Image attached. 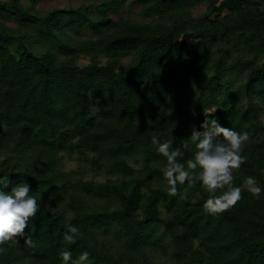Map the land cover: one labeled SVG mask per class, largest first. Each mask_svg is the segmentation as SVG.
<instances>
[{"label": "trees", "instance_id": "obj_1", "mask_svg": "<svg viewBox=\"0 0 264 264\" xmlns=\"http://www.w3.org/2000/svg\"><path fill=\"white\" fill-rule=\"evenodd\" d=\"M40 1L0 0V192L26 183L39 205L31 246L0 245V264H63L65 250L87 264H264V0H129L140 24L120 15L126 0ZM206 117L249 134L234 186L262 189L217 215L199 183L168 194L151 143L179 147Z\"/></svg>", "mask_w": 264, "mask_h": 264}, {"label": "clouds", "instance_id": "obj_2", "mask_svg": "<svg viewBox=\"0 0 264 264\" xmlns=\"http://www.w3.org/2000/svg\"><path fill=\"white\" fill-rule=\"evenodd\" d=\"M215 109L212 111L214 112ZM209 112V113H212ZM197 130L192 126L190 141L182 142L181 146L173 148V139L161 142L158 137L153 136L151 143L156 146L158 154L166 158V165L161 169L166 181V191L169 195L177 194V186L186 182L189 187L200 184L201 188L208 194L203 203V211L207 214L217 215L230 210L241 199L243 191H247L253 197L259 199L261 186L255 177L249 176L245 179L243 186H234V170L240 168L246 157L242 154L246 142L249 140L247 132L238 133L230 128L222 127L216 119L205 118ZM194 154L186 163H181L178 158L183 157L184 150H191ZM132 157L127 160L129 167L137 169L142 167ZM218 190H223L219 194ZM30 188L26 183L15 187L10 194L0 192V245L12 241L14 238L23 237L25 244L31 246L30 236H25V229L29 220L33 219L39 209L35 197L30 195ZM80 235L76 226L69 225L64 235V241L71 245L76 243ZM6 251L0 247V253ZM63 264H87L89 253L82 252L76 259L72 258L70 251L59 253Z\"/></svg>", "mask_w": 264, "mask_h": 264}, {"label": "rangeland", "instance_id": "obj_3", "mask_svg": "<svg viewBox=\"0 0 264 264\" xmlns=\"http://www.w3.org/2000/svg\"><path fill=\"white\" fill-rule=\"evenodd\" d=\"M128 1L129 0H126V2H124V4L122 5L120 9L121 10L120 15H122V18L124 20L138 23V24L148 21V20H145V18L141 16L139 7L136 5L130 4ZM81 2H82L81 0H42L38 4V8L42 10H47L52 7H59V6H77ZM202 10H203V5H199L192 9V14L197 15ZM113 17L115 19V16ZM7 24L11 25L10 23H7ZM82 35L84 37H89L87 33H82ZM85 63H86V60L83 57H81L78 61V65H85ZM262 118L264 119V115L262 116ZM75 159H76L75 155L71 154L69 159L64 160V169L66 170L75 169V166H76ZM88 175L89 173H86V176H84V178L88 177ZM95 179L97 180L101 179V176H97Z\"/></svg>", "mask_w": 264, "mask_h": 264}]
</instances>
